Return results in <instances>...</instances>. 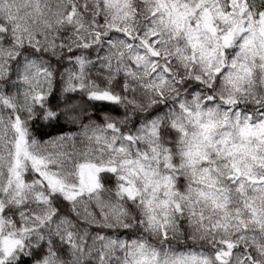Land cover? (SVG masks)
I'll return each instance as SVG.
<instances>
[{
	"label": "snow or ice",
	"instance_id": "snow-or-ice-1",
	"mask_svg": "<svg viewBox=\"0 0 264 264\" xmlns=\"http://www.w3.org/2000/svg\"><path fill=\"white\" fill-rule=\"evenodd\" d=\"M0 264H264V0H0Z\"/></svg>",
	"mask_w": 264,
	"mask_h": 264
}]
</instances>
